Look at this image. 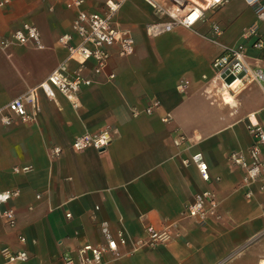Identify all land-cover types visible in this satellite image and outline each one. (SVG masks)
<instances>
[{
	"label": "crops",
	"instance_id": "crops-1",
	"mask_svg": "<svg viewBox=\"0 0 264 264\" xmlns=\"http://www.w3.org/2000/svg\"><path fill=\"white\" fill-rule=\"evenodd\" d=\"M67 1L9 0L0 7V37L8 38L27 22L37 28L43 44L0 48V107L38 84L65 56L58 38L70 32L76 12ZM103 2L85 0L83 7L99 11ZM128 2L117 20L131 28L134 53L120 57L112 49L106 71L90 73L94 82L81 87L77 108L60 93L50 99L40 91L34 122L0 123V191L20 190L3 206L15 212L17 222L12 229L0 217V249L27 251L28 260L11 264H62L64 252L101 241L98 222L104 220L112 232L122 228L127 235L126 244L117 247L119 256L108 253L106 264H264V190L253 186L245 197L241 171L228 160L231 152L251 145L246 114L255 111L264 124L262 85L253 81L236 99L227 91L222 104L219 94L211 103L202 92L211 60L223 47L243 43L249 26L264 35V20L243 0H229L207 11L194 29L177 27L149 38L144 32L152 17L149 8L138 0ZM213 24L221 30L219 44L208 38ZM245 43L252 66L264 69V50ZM110 72L114 77L109 80L105 74ZM233 98L235 104L229 105ZM154 101L158 107L145 114ZM105 130L111 142L103 151L72 148L75 136ZM178 133L187 139L175 145ZM53 146L62 152L51 159L47 152ZM198 151L207 163L206 181L194 164H183ZM23 165L31 169L13 171ZM206 190L218 200L219 218L205 224L182 219L184 206ZM148 223L175 224L179 236L134 250Z\"/></svg>",
	"mask_w": 264,
	"mask_h": 264
},
{
	"label": "built area",
	"instance_id": "built-area-1",
	"mask_svg": "<svg viewBox=\"0 0 264 264\" xmlns=\"http://www.w3.org/2000/svg\"><path fill=\"white\" fill-rule=\"evenodd\" d=\"M131 0H104L103 7L99 11H90L83 7L85 0H68L66 6L75 9V16L71 22L70 32L63 33L58 40L66 51L65 56L59 60L56 66L35 86H32L13 97L4 106L0 107V123L9 126L14 120L20 122H34L38 116V92H43L48 98L53 99L56 93L63 95L73 108L79 106V92L82 86H88L94 82L90 73L100 74L106 71L112 49H115L120 57L129 56L134 53L135 40L131 28L122 25L117 20V14L121 8ZM144 3L152 15L145 24L144 32L149 38L160 36L171 32L177 27L194 29V27L205 21L206 13L216 10L225 5L229 0H138ZM254 11L259 20H264L263 0H243ZM9 0H0V7L7 4ZM212 35L209 40L219 44L216 37L221 30L216 24L211 26ZM243 43L235 47H223L222 51L210 62L211 76L203 75L204 88L202 92L215 102L216 95L222 96L226 91H234L246 82H258L262 85L264 94V69L252 66L246 53L245 41H250V47L257 51L264 50V35L256 26H249L243 33ZM11 44L31 45L35 48H43L37 28L27 22H23L16 28L8 38L0 37V48L5 49ZM107 79H112V72L105 74ZM230 77V80L227 78ZM235 84V88L232 85ZM184 85L180 84L182 91ZM225 102V101H224ZM226 103V102H225ZM158 101L152 102L143 109L145 114H150L158 107ZM133 116L138 111L132 112ZM167 114L163 120L168 121ZM246 130L252 142L246 151H233L228 155L229 162L241 171L240 188L244 189V196L250 197L252 187L258 186L264 190V157L262 148L264 146V124L257 119L256 112H248L245 116ZM187 137L178 133L174 138V144L179 145ZM111 142L109 131L96 134L81 133L74 137L71 146L74 150L93 148L103 151ZM58 146L50 147L48 157L54 159L61 154ZM184 165L194 164L200 177L206 181L209 179L207 163L201 152H195L189 158L183 160ZM29 165L14 166L13 171L28 172ZM19 189L0 191V217L4 219L9 228H15L17 218L12 209H4L3 206L18 196ZM66 218H71V213H65ZM182 219H192L198 224H205L211 218H219L218 200L208 190L196 193L182 211ZM101 241L96 243L86 242L82 244L75 253L66 251L62 254V264H106L105 256L109 253L118 257V245H125L127 235L122 228L115 232L110 230L107 221L98 222ZM175 224L155 226L148 223L144 226L145 237L135 242L134 250L141 247L154 248L158 245L167 244L179 236ZM21 243L26 241L22 235L18 236ZM0 264H11L24 262L29 255L24 249H12L3 246L0 249Z\"/></svg>",
	"mask_w": 264,
	"mask_h": 264
},
{
	"label": "rangeland",
	"instance_id": "rangeland-1",
	"mask_svg": "<svg viewBox=\"0 0 264 264\" xmlns=\"http://www.w3.org/2000/svg\"><path fill=\"white\" fill-rule=\"evenodd\" d=\"M129 4L130 3L128 2L125 5H129ZM227 80H230V77H228ZM252 83H253V81L252 82H246V81H244V85L243 86L239 87L238 89H235L233 92H230V91L229 92L230 93H234L235 94L234 98L236 99L240 95V93L242 91H244L245 89H247ZM240 89H241V91H240ZM234 98H233V101L228 102L229 105L235 104V101H234L235 99ZM221 101H222L221 99L218 100V103L219 102L221 103ZM225 105L228 106L227 104H225Z\"/></svg>",
	"mask_w": 264,
	"mask_h": 264
},
{
	"label": "bare ground",
	"instance_id": "bare-ground-1",
	"mask_svg": "<svg viewBox=\"0 0 264 264\" xmlns=\"http://www.w3.org/2000/svg\"><path fill=\"white\" fill-rule=\"evenodd\" d=\"M232 88H233V89L235 88V84L232 85ZM224 97H225L226 99L229 98V95H228V92H227V91L224 93Z\"/></svg>",
	"mask_w": 264,
	"mask_h": 264
}]
</instances>
